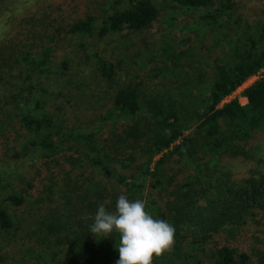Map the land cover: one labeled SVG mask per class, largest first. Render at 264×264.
<instances>
[{
  "label": "rangeland",
  "instance_id": "rangeland-1",
  "mask_svg": "<svg viewBox=\"0 0 264 264\" xmlns=\"http://www.w3.org/2000/svg\"><path fill=\"white\" fill-rule=\"evenodd\" d=\"M106 1L0 0V52L15 58L29 43L52 47L48 69L29 70V83H17L16 92L22 91L25 101L16 103L11 98V83L0 85V92L6 96L0 107V122H4L7 109L15 116L0 127V200L10 193L2 182L11 184L23 196L19 204L1 201L10 215L11 226L0 227V264H67L66 236L74 232L73 223L82 214L94 216L97 211L95 193L84 203L77 201L84 189L91 184L98 186L104 196L109 197L115 189L127 195L124 187L87 162L82 144L65 135L53 136L60 150L49 158H44L40 147L22 153V143L33 136L20 120L28 111L56 116L76 131L98 129L96 138L114 148L117 146L113 143L120 146L118 156L132 163L127 169L116 168L144 184L143 194L149 200H142L152 215L157 204L165 206L169 192L154 188L155 178L141 174L144 159L139 147L156 132L146 127L149 114L143 108L133 119L107 117L114 94L121 87L134 86L142 107L150 98H170L181 118L182 135L192 137L197 145L194 158L199 157L200 161L172 156L164 164V185H168L169 177L174 187L200 180V188L208 179L218 185L226 171L230 180L240 183L264 171V130L253 133L244 156H222L216 166L207 145L210 137L198 129L202 120L199 117L206 111L208 93L217 76V64L227 67L240 56L261 50L264 0H234L228 11L219 10L222 0H210L208 6L198 8H187L173 0H150L157 7V16L139 30L123 27L104 36L97 35V31L68 32L73 22L87 14L96 16L97 30L112 9L100 7ZM127 6L125 0L121 7ZM39 7L47 9L44 15L37 13ZM207 13L214 18L204 20ZM101 65L112 68V80L103 75ZM258 72L259 77L264 76V66ZM32 83H36L34 88L23 89ZM130 131L141 139L130 141ZM185 188L190 190L194 185ZM71 222L73 227H69ZM59 237L61 242L56 241ZM258 249L254 247L252 251Z\"/></svg>",
  "mask_w": 264,
  "mask_h": 264
},
{
  "label": "trees",
  "instance_id": "trees-1",
  "mask_svg": "<svg viewBox=\"0 0 264 264\" xmlns=\"http://www.w3.org/2000/svg\"><path fill=\"white\" fill-rule=\"evenodd\" d=\"M126 1L127 7H121L125 0H107L100 4V7L105 5L112 9L103 17L97 30L96 16L87 14L73 22L68 32L91 34L97 31V35L104 36L120 31L123 27L139 30L156 18L157 7L152 1ZM173 1L187 8L205 7L210 3V0ZM233 3L234 0H222L218 8L228 11ZM37 10L39 15H44L47 11L45 7H39ZM210 18L213 19L214 16L207 13L203 19ZM51 50L50 44L45 46L40 43V46H37L29 43V47L16 54L15 58H9L0 52V71H5L0 73V85L12 84L9 86L10 96L16 103L18 100L20 103L26 100L22 91L16 92L19 88L17 83L19 81L29 83L32 70L39 72L47 70ZM263 66L264 42L259 52L242 55L236 63L227 67L221 64L216 66L217 76L210 87L206 111L199 117L202 120L198 125V129L210 137L207 145L211 162L216 166L222 156H225L224 159L244 156L247 150L246 143L253 133L259 129L264 130V76L257 78L244 89L243 94L247 99L245 104L231 100L222 107H217L225 95L231 93L248 76ZM111 70L110 66L101 65L103 75L109 80H112ZM35 86L36 83H32L23 89L29 91V88ZM1 88L0 86V91ZM4 100L6 96L0 92V107ZM142 108L149 114L146 127L158 132V135L155 133L140 144V157L144 159L141 174L144 177L151 175L155 178L152 183L154 188L168 190L169 197L165 206L157 204L153 216L169 222L175 229L171 249L160 256H154V264H264V171L257 176H249L240 183L229 179V171H223L224 181L218 185L208 179L209 184H204L200 188L197 186L201 183L200 180L194 184L185 183L174 187L170 185L172 181L170 177L168 185H164L161 181L163 167L172 156L196 161L201 159L194 158L197 145L192 137L182 135L183 127L178 109L168 97L150 98L146 106L142 107L134 86L121 87L114 94L107 117L133 119ZM4 117L5 120L0 122V127L4 126L6 121L15 118L9 109L5 110ZM20 120L25 128L33 133L32 138L22 143L24 149L22 153L26 149L40 147L44 158H49L60 150V144L53 136L65 135L64 137L82 144L87 162L95 166L104 177L113 179L119 186L124 187L126 189L124 192L130 200L145 198L149 200V196L145 197L143 194V183H137L133 175L126 176L116 168L118 166L127 169L132 161L128 159V162L127 158L118 156L122 148L116 143H113L117 146L114 148L96 138L98 129L89 132L76 131L66 126L56 116L46 113L37 115L29 111L22 114ZM129 133L130 141L141 139L140 136L134 135L135 131ZM158 154L160 156L153 161ZM66 165L64 164L65 167ZM1 184L7 187L10 193L0 200V227L9 228L10 215L2 206V202L10 200L14 204H19L23 196L13 190L11 184L3 182ZM189 185L191 187L194 185V188L185 190V186ZM114 191L109 197L104 196L99 193L98 186L90 184L79 195L77 201L84 203L85 200L95 197L93 195L95 193L98 199L95 209L103 204L106 210L111 212L115 210L119 195L123 193ZM188 192H191L190 195ZM82 215L73 223L74 232L66 236L68 244L66 250L69 254L67 264H116L119 259L116 247L119 243V234L113 232L109 237H96L90 232V225L93 222L89 221L93 219L85 218L88 214ZM73 224L71 222L69 227H73ZM56 241L62 240L59 237ZM254 247L259 248L258 251L253 252Z\"/></svg>",
  "mask_w": 264,
  "mask_h": 264
},
{
  "label": "clouds",
  "instance_id": "clouds-1",
  "mask_svg": "<svg viewBox=\"0 0 264 264\" xmlns=\"http://www.w3.org/2000/svg\"><path fill=\"white\" fill-rule=\"evenodd\" d=\"M93 219L90 232L96 237L119 234L116 245L119 259L116 264H153L154 256L170 250L174 243V227L163 219L155 218L141 199L130 200L120 194L114 211H107L101 204Z\"/></svg>",
  "mask_w": 264,
  "mask_h": 264
},
{
  "label": "built area",
  "instance_id": "built-area-1",
  "mask_svg": "<svg viewBox=\"0 0 264 264\" xmlns=\"http://www.w3.org/2000/svg\"><path fill=\"white\" fill-rule=\"evenodd\" d=\"M259 77V72H255L254 74L248 76L240 85H238L231 93L225 95L217 107H222L225 103L230 102L231 100H237L241 104H245L247 102L246 97L243 92L244 89L250 86L257 78ZM245 100V101H244Z\"/></svg>",
  "mask_w": 264,
  "mask_h": 264
}]
</instances>
